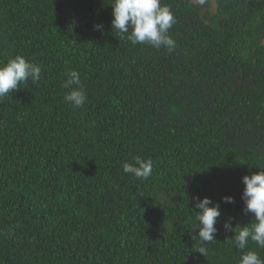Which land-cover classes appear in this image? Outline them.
<instances>
[{
	"label": "trees",
	"instance_id": "16d2710c",
	"mask_svg": "<svg viewBox=\"0 0 264 264\" xmlns=\"http://www.w3.org/2000/svg\"><path fill=\"white\" fill-rule=\"evenodd\" d=\"M112 2L0 0V65L42 68L0 99V264H239L224 224L254 222L242 178L264 169V0H162L172 53L122 38ZM196 197L221 207L205 256Z\"/></svg>",
	"mask_w": 264,
	"mask_h": 264
},
{
	"label": "clouds",
	"instance_id": "9594fccd",
	"mask_svg": "<svg viewBox=\"0 0 264 264\" xmlns=\"http://www.w3.org/2000/svg\"><path fill=\"white\" fill-rule=\"evenodd\" d=\"M203 4L204 0H200ZM113 30L118 32L122 38L127 39L133 45L147 44L156 49L166 48L172 53L176 48L175 40L169 35V30L176 23V18L172 10L162 4V0H113ZM97 29H102V25H96ZM42 68L36 63L29 62L23 56H16L6 64L0 65V99L6 97L11 92L19 90L20 85L29 81L37 83L41 79ZM68 79L62 83L64 89H71L64 100L74 108H82L87 100V94L81 84L80 74L72 70L68 74ZM261 169V168H260ZM125 174H132L137 179L147 180L153 172V162L151 159L144 160L140 156L134 158V163L125 162L123 164ZM245 185L242 199L245 204V214H254V222L247 226H237L232 228L230 222H225L224 228L233 231L234 237L228 239L235 248L243 254L239 264H264V259L256 251H244L248 247L249 241L255 243L260 249H264V169L259 173L246 175L242 178ZM226 204L235 203L233 197H223ZM196 220L199 222L194 230H198V235L193 236V240H199L203 245L198 253L206 255V246L216 242V227L218 218L221 216L220 203L205 197L200 200L195 198Z\"/></svg>",
	"mask_w": 264,
	"mask_h": 264
}]
</instances>
